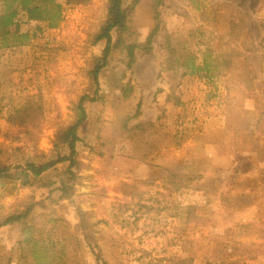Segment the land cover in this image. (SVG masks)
Instances as JSON below:
<instances>
[{
    "label": "rangeland",
    "instance_id": "1",
    "mask_svg": "<svg viewBox=\"0 0 264 264\" xmlns=\"http://www.w3.org/2000/svg\"><path fill=\"white\" fill-rule=\"evenodd\" d=\"M107 3L67 6L55 28L48 19L15 18L14 29L33 32L24 44L31 49L19 65V56L11 63L6 53L23 45L0 48V95L8 108L18 100L42 103L39 150L51 153L65 136L83 95L99 91L102 100L86 102L71 197H61L68 162L58 163L41 184H0V216L38 200L32 217L43 235L69 237L71 264H264V257L235 252L238 242L259 240L264 219V146L249 136L254 127L264 139V0H140L136 31L125 34L137 56L132 68L121 47L105 57L106 41H89ZM164 34L169 53L161 49ZM149 39L154 49L144 53L140 45ZM193 68L198 72L184 75ZM5 81L14 92L4 91ZM172 92L181 104L167 101ZM125 122L140 129L128 133ZM8 126L0 115V130ZM18 145L34 148L0 136V162L12 161ZM169 170L193 186L216 178L219 192L171 196L164 187ZM21 233L20 223L0 229V264H24Z\"/></svg>",
    "mask_w": 264,
    "mask_h": 264
},
{
    "label": "trees",
    "instance_id": "2",
    "mask_svg": "<svg viewBox=\"0 0 264 264\" xmlns=\"http://www.w3.org/2000/svg\"><path fill=\"white\" fill-rule=\"evenodd\" d=\"M140 0H132L128 5L124 4V0H108L107 3V16L102 22L99 29L90 35V43L96 45L105 40L106 45L104 49L105 57L121 47L122 50L128 55L129 61L127 65L132 68L136 62V54L134 46L129 45L125 41V34L135 33L133 27V15L136 5ZM4 7L0 11V48L13 47L24 44H29L32 38V31H20V28L14 29L15 18L25 11L29 20H43L48 19L49 27L55 28L59 25L64 18L65 9L67 6L88 4L91 0H65L60 3L57 0H2ZM40 29L41 26H38ZM36 35V34H34ZM33 35V36H34ZM164 40L161 43L163 52L169 53L171 51L170 36L163 35ZM144 53H150L154 46L151 40H147L145 44L140 45ZM171 48V49H170ZM101 65H97L95 72V79L98 81V72ZM198 71L193 68L192 70L185 71V74H195ZM130 82L126 84V90L130 88ZM99 92V91H98ZM96 91L93 96L83 95L79 102L76 104V118L66 128L65 136L57 138L54 148L51 153L41 151L37 148L40 137L41 128L44 122V107L42 103L35 101H22L18 100L12 108H8L3 102L4 97L0 95V115L6 119L9 126L8 128L0 130V136L5 139H12L14 141L25 140L28 144H34L33 150L22 148L23 146H15L14 159L9 162H0V184L7 185L15 183L20 180L22 185L40 184L44 181L43 175L51 168L55 167L58 163L68 162V166L64 169V175L68 178L61 177V197L70 198L73 193V178L74 172L72 167L75 163L77 155V143L81 140L79 130L81 125L87 120V101L102 100ZM175 104H181L180 98L173 96V92L167 97V101H173ZM141 101L137 105L140 109ZM140 114L138 110L137 115ZM152 123V122H150ZM126 132L137 131L140 129L139 124H134L129 127V123L125 122L122 126ZM249 136L256 137L260 146H264V139L256 134L255 128H249ZM61 140V143H59ZM61 146H66L69 149L68 153H63ZM264 174V173H263ZM264 181V175L262 177ZM193 179L178 177L173 171L169 170L165 179L164 187L169 195H174L183 190H187L188 195H195L196 190H202L207 193L217 194L219 192L218 180L210 178L199 186L192 185ZM52 185L54 181L48 182ZM39 203L38 200H31L30 202H20L11 211L0 216V229L12 223L22 224L21 238L18 243L20 245V257L23 259L24 264H71V256L68 251L67 240L69 237L54 239L51 236L43 235L38 223L32 217L35 206ZM140 207L147 208L145 204H140ZM188 217L191 220L196 219L194 215L193 203L188 201ZM147 210H150L147 209ZM259 240L250 244L237 243L235 245L236 255L240 259L264 257V219L260 221L258 228ZM73 236L70 235V238ZM76 243V248L78 247ZM99 256V255H98ZM19 264V262H17Z\"/></svg>",
    "mask_w": 264,
    "mask_h": 264
},
{
    "label": "crops",
    "instance_id": "3",
    "mask_svg": "<svg viewBox=\"0 0 264 264\" xmlns=\"http://www.w3.org/2000/svg\"><path fill=\"white\" fill-rule=\"evenodd\" d=\"M21 20H28V17H27V14H26V12L25 11H22V14H21ZM22 23V22H21ZM22 24H26V22H23ZM26 46H28V45H23V46H21V47H18V48H16V49H14L13 51H11V52H7L6 54L8 55L9 53V56H8V61H10L11 63H15L16 61H17V59H18V57L17 56H19L20 57V59L22 60V61H20V64L19 65H22L23 63H26L25 62V59H26V57L24 58V56L26 55V53L28 52V53H30V46H29V48L28 47H26ZM20 52H23V53H20ZM4 53V52H3ZM16 54V55H12V54ZM14 59H16V61L14 62ZM13 60V61H12ZM2 69V68H1ZM13 83H11V82H9V81H5L4 83H3V86H2V88L3 87H5V89H4V91L6 90V88H7V91H15V87L16 86H14V85H12ZM10 85V86H9ZM19 86V85H18Z\"/></svg>",
    "mask_w": 264,
    "mask_h": 264
}]
</instances>
